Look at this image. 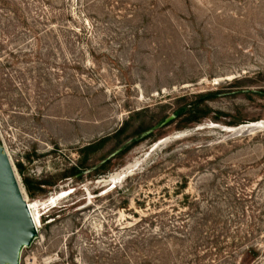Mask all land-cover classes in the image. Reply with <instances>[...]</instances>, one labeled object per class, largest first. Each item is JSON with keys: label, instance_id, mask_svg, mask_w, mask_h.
Here are the masks:
<instances>
[{"label": "rangeland", "instance_id": "374dc122", "mask_svg": "<svg viewBox=\"0 0 264 264\" xmlns=\"http://www.w3.org/2000/svg\"><path fill=\"white\" fill-rule=\"evenodd\" d=\"M9 1L0 145L27 200L68 189L40 212L19 264H132L124 241L136 236L143 249L153 233L173 252L166 264H180L176 245L223 225L264 247V0ZM187 102L199 122L187 113L139 140ZM135 159L114 186L99 181ZM80 161L83 175L68 176Z\"/></svg>", "mask_w": 264, "mask_h": 264}, {"label": "trees", "instance_id": "16d2710c", "mask_svg": "<svg viewBox=\"0 0 264 264\" xmlns=\"http://www.w3.org/2000/svg\"><path fill=\"white\" fill-rule=\"evenodd\" d=\"M9 4V0H0V8L4 7L5 9L6 6H11V4ZM7 10L10 12V15L16 16L15 22L17 25L19 24L21 27L28 26V19L23 13H18V10L15 7L12 8V10ZM181 107H184L185 110L179 116L188 113L187 119L189 121H200L201 117H199L197 114V106L194 103L187 102ZM167 116L168 115H164L163 118ZM170 122L166 123L165 125L169 124ZM123 129L124 127L121 126L116 131V134L121 133ZM154 131L145 135L144 137L152 135ZM138 138L140 140L143 137L140 138L139 136ZM104 140L105 138L100 139L97 144H102ZM133 143H136L135 139L133 140ZM91 148V144L86 145L82 147V151H86V153H88ZM126 150L127 147L122 146L121 150L115 153L113 152V155L108 159H104V161L99 166H97L95 170L104 173L106 170H108L109 163L111 162L110 160L112 158L119 157ZM87 168L88 165L85 164V161H80L79 163L75 164V166H72L66 173H68V176L76 175V177H81L84 173L83 171H85ZM17 169L20 174H24L20 168V165H17ZM22 181L28 195L32 196L31 182L34 181L33 178L23 176ZM118 207L127 208L128 204H126V201L123 200ZM252 234V231H242V229L239 227H235V230L233 231L227 228L226 225H223L218 230L213 227L210 233L203 237L196 238V241L187 248L182 247L180 250H178L180 244L176 245L175 248L177 250L175 260L179 261L180 264H256L260 260L264 259V247H262L258 241L251 238ZM259 236L263 237L261 233ZM162 240L164 239H162L161 236L156 235L155 233L150 234V236L147 238L146 244L143 245V249H141L136 236H129L124 241V247H122L120 257L122 258L124 256L123 253H126L125 251L128 249L132 254V264H166V260L171 259L173 252L167 250L166 245L162 242Z\"/></svg>", "mask_w": 264, "mask_h": 264}, {"label": "water", "instance_id": "95a60500", "mask_svg": "<svg viewBox=\"0 0 264 264\" xmlns=\"http://www.w3.org/2000/svg\"><path fill=\"white\" fill-rule=\"evenodd\" d=\"M184 110V107L174 110L143 132L140 138L175 119ZM176 137L178 136L172 138ZM121 149L122 147L117 151ZM112 155L113 153L109 157ZM109 185L114 186L113 183ZM24 192L7 152L0 145V264H19L22 249L31 245L37 236V227L30 211L31 203L27 202Z\"/></svg>", "mask_w": 264, "mask_h": 264}, {"label": "bare ground", "instance_id": "6f19581e", "mask_svg": "<svg viewBox=\"0 0 264 264\" xmlns=\"http://www.w3.org/2000/svg\"><path fill=\"white\" fill-rule=\"evenodd\" d=\"M214 125V123H212ZM262 125V121H257L254 124L247 126L245 128H249V127H261ZM244 126V125H243ZM200 127H202L200 125ZM225 128V127H223ZM238 127H227V129L229 131H235L237 130ZM242 129V128H241ZM165 138V137H164ZM162 139V138H161ZM168 139H163V140H158L159 143L162 142H166ZM170 140V139H169ZM157 144V143H156ZM157 149V148H156ZM137 160L135 159V161H131V162H127L126 164H124L123 166H121L120 168L114 170L113 172L109 173L108 175L102 177L101 179H99L100 182H104L106 184H117L119 181H122V179L124 177H126L128 174H130V169H132V167L136 164ZM132 172V171H131ZM68 189H62V190H57L54 192H51L48 196L41 198V199H34V200H27V202L30 205V211L32 214V217L35 221L36 227L38 228V221L39 219V214L42 211V209L46 208L47 206L52 205L53 203H56L58 200H60L63 196H65L66 191ZM39 229V228H38Z\"/></svg>", "mask_w": 264, "mask_h": 264}]
</instances>
